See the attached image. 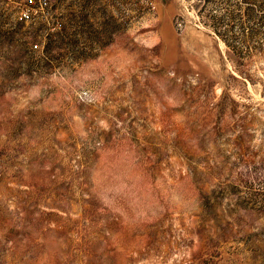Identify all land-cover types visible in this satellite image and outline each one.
<instances>
[{
    "label": "rangeland",
    "instance_id": "obj_1",
    "mask_svg": "<svg viewBox=\"0 0 264 264\" xmlns=\"http://www.w3.org/2000/svg\"><path fill=\"white\" fill-rule=\"evenodd\" d=\"M22 4L0 0V264H264V27L236 53L210 0Z\"/></svg>",
    "mask_w": 264,
    "mask_h": 264
},
{
    "label": "trees",
    "instance_id": "obj_2",
    "mask_svg": "<svg viewBox=\"0 0 264 264\" xmlns=\"http://www.w3.org/2000/svg\"><path fill=\"white\" fill-rule=\"evenodd\" d=\"M210 1L215 3L206 14L212 20L211 26L236 53L237 45L243 44L250 36H256L264 27V0ZM76 34V30L69 33L66 28L55 33L61 42L71 40L69 35Z\"/></svg>",
    "mask_w": 264,
    "mask_h": 264
},
{
    "label": "built area",
    "instance_id": "obj_3",
    "mask_svg": "<svg viewBox=\"0 0 264 264\" xmlns=\"http://www.w3.org/2000/svg\"><path fill=\"white\" fill-rule=\"evenodd\" d=\"M52 0H23L17 14L20 20L28 22L36 17H48ZM38 47V45H35Z\"/></svg>",
    "mask_w": 264,
    "mask_h": 264
}]
</instances>
